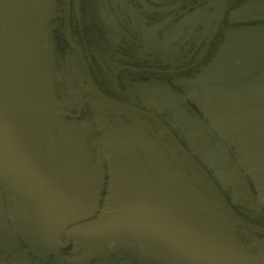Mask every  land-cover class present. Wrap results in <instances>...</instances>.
Listing matches in <instances>:
<instances>
[{
    "label": "flooded vegetation",
    "instance_id": "1",
    "mask_svg": "<svg viewBox=\"0 0 264 264\" xmlns=\"http://www.w3.org/2000/svg\"><path fill=\"white\" fill-rule=\"evenodd\" d=\"M28 13L56 54L55 186L0 144V264H264V0Z\"/></svg>",
    "mask_w": 264,
    "mask_h": 264
},
{
    "label": "water",
    "instance_id": "2",
    "mask_svg": "<svg viewBox=\"0 0 264 264\" xmlns=\"http://www.w3.org/2000/svg\"><path fill=\"white\" fill-rule=\"evenodd\" d=\"M28 5L29 0H0V144L43 191L55 186L56 167L40 148L56 105L46 83L56 54L51 34L29 17Z\"/></svg>",
    "mask_w": 264,
    "mask_h": 264
}]
</instances>
